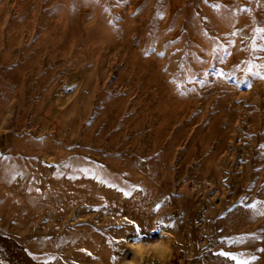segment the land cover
<instances>
[{"label": "rangeland", "instance_id": "rangeland-1", "mask_svg": "<svg viewBox=\"0 0 264 264\" xmlns=\"http://www.w3.org/2000/svg\"><path fill=\"white\" fill-rule=\"evenodd\" d=\"M257 27L264 0H0V264L164 234L168 264H264Z\"/></svg>", "mask_w": 264, "mask_h": 264}, {"label": "clouds", "instance_id": "clouds-1", "mask_svg": "<svg viewBox=\"0 0 264 264\" xmlns=\"http://www.w3.org/2000/svg\"><path fill=\"white\" fill-rule=\"evenodd\" d=\"M118 223L122 225L123 221H119ZM166 236L167 234H164L160 239L152 241L143 239L128 241V248L132 249L134 255L131 259H127L124 264H142L146 253L155 254L160 264H168L173 249L171 247V240L166 239Z\"/></svg>", "mask_w": 264, "mask_h": 264}, {"label": "snow or ice", "instance_id": "snow-or-ice-1", "mask_svg": "<svg viewBox=\"0 0 264 264\" xmlns=\"http://www.w3.org/2000/svg\"><path fill=\"white\" fill-rule=\"evenodd\" d=\"M205 2H207V0H205ZM214 8H219L220 7V5H216V4H214V5H212ZM107 10V9H106ZM255 31H256V33L259 35V34H264V27H257L256 29H255ZM261 39H264V35H262L261 36ZM252 47L253 48H257V47H259V48H264V44H260V45H257L255 42L253 43V45H252ZM160 55H163V53H160ZM249 72H251L252 71V68L251 67H249L248 69H247ZM218 76H220V75H223V73L222 72H217L216 73ZM254 75H258V76H262V77H264V73H261V72H255V73H253ZM261 147H264V145H262ZM56 167H60L59 165H57ZM82 171L83 172H85L86 174H90V175H93V176H96V178L97 179H100V177L95 173V172H93L91 169H87V168H85V169H82ZM102 182H104V183H108V181H106V180H104V181H102ZM110 186L111 187H117V185H115V184H110ZM137 187V185H133L132 186V188H136ZM120 191H122L123 193H124V195L125 196H131L132 195V192L130 191V190H125V189H120ZM243 202V201H242ZM257 205H264V201H260V200H257V201H254L252 204H250V205H248V207H250V208H252V209H257ZM160 204H157L156 205V208H155V210L156 211H158L159 210V208H160ZM260 214L261 215H264V211H260ZM127 219V218H126ZM131 225H134L135 226V228H136V230L139 232L140 231V229H141V225H139L135 220H130V221H128ZM159 223H163V220H161ZM174 227V226H173ZM229 242L231 243V241L229 240ZM220 255H222V256H225V257H230L232 260H236L237 261V264H247V261L246 260H240V259H238V257L235 255V254H233V253H230V252H225V251H223V250H221V252L219 253ZM113 259H115V257L113 258Z\"/></svg>", "mask_w": 264, "mask_h": 264}]
</instances>
